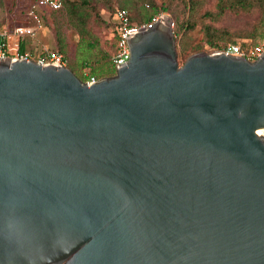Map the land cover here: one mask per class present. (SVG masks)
<instances>
[{
    "label": "water",
    "instance_id": "obj_1",
    "mask_svg": "<svg viewBox=\"0 0 264 264\" xmlns=\"http://www.w3.org/2000/svg\"><path fill=\"white\" fill-rule=\"evenodd\" d=\"M127 45L95 82L0 59V264H264V52Z\"/></svg>",
    "mask_w": 264,
    "mask_h": 264
},
{
    "label": "trees",
    "instance_id": "obj_2",
    "mask_svg": "<svg viewBox=\"0 0 264 264\" xmlns=\"http://www.w3.org/2000/svg\"><path fill=\"white\" fill-rule=\"evenodd\" d=\"M184 1V0H183ZM35 0L33 4H35ZM185 5L186 2L184 1ZM31 5V7H32ZM168 2L159 3L157 0H65L61 10H37L42 24L48 25L54 32L56 44L54 52L64 56L67 67L83 82H89L92 78L101 80L116 75V66L113 58L117 54L118 37L114 34L115 24L112 22L113 38L111 50L107 52L101 42V38L93 31L94 22L104 23L100 14V9L104 8L112 12L113 16L120 10H127L134 25L148 24L152 19L161 14H169L173 11ZM185 6L191 12L194 5ZM103 6V7H102ZM30 7V9H31ZM233 13H253L258 12L261 20L257 29H262V35L257 43L237 42L236 38H252L255 35H234L228 31L216 30L211 25L203 26V31L207 37V43L211 50H204V46H194L187 48L182 45V38L190 31L194 30L196 24L189 16L184 20L173 19L174 32L176 36V47L178 61L183 65L191 56L199 53H214L223 51L230 44H239L243 50L249 51L256 47L264 38V0H219L215 13L206 12L203 17L218 20ZM51 20V21H50ZM51 22V23H50ZM26 25V24H21ZM74 29L79 35V42L75 52H72L66 39V28ZM36 48L34 39L25 37L20 42L21 54L30 53L34 61H37L42 52L34 54Z\"/></svg>",
    "mask_w": 264,
    "mask_h": 264
},
{
    "label": "rangeland",
    "instance_id": "obj_3",
    "mask_svg": "<svg viewBox=\"0 0 264 264\" xmlns=\"http://www.w3.org/2000/svg\"><path fill=\"white\" fill-rule=\"evenodd\" d=\"M35 0H0V32H12L19 26H34L33 20L29 17V11L32 3ZM159 3H170L173 11L169 14H164L172 19L184 20L189 16L192 22L196 24L194 30L188 32L181 40L182 45L187 48L194 46H204V50L210 51L211 47L207 43V37L203 31V26L211 25L216 30L228 31L234 35H255L256 38H236L237 42L243 43H257L262 35V29H257L261 16L258 12L253 13H231L221 17L218 20L204 18L206 12L215 13L219 0H184L187 6L194 5L195 9L191 12L185 7L183 0H157ZM103 7V6H102ZM100 14L104 23L94 22L92 24L93 31L101 38L102 46L107 51L111 50V43L113 34L112 28V12L101 8ZM51 21V20H50ZM51 23V22H50ZM26 24V25H21ZM42 28L37 31L33 37L36 48L33 55L44 50H54L56 39L53 30L48 26L42 24ZM66 30V39L71 47L72 52H75L79 42V35L77 32L68 27ZM40 51V52H38Z\"/></svg>",
    "mask_w": 264,
    "mask_h": 264
},
{
    "label": "built area",
    "instance_id": "obj_4",
    "mask_svg": "<svg viewBox=\"0 0 264 264\" xmlns=\"http://www.w3.org/2000/svg\"><path fill=\"white\" fill-rule=\"evenodd\" d=\"M64 1L65 0H37L29 11V17L33 20L34 26H19L12 32H0V59L25 58L33 60L30 53L21 54V40L25 37H35L37 31L42 28V20L37 10H61L64 6ZM165 16L164 14L158 15L154 17L150 23L143 25H134L131 22V17L127 10H120L113 16L115 24L114 34L118 37V51L113 58L116 69L130 60V50L127 45L129 34L151 27ZM222 52L227 55L243 57L254 62L260 58L264 52V38L256 47L249 51L243 50L242 46L239 44H230ZM36 62L42 65L56 63L67 67V62L63 55L47 49L44 50ZM95 81H97V79L92 78L89 82Z\"/></svg>",
    "mask_w": 264,
    "mask_h": 264
}]
</instances>
